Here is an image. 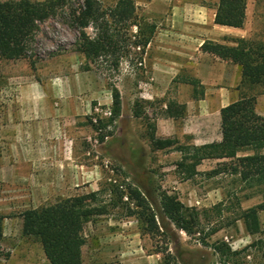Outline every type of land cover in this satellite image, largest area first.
Listing matches in <instances>:
<instances>
[{"label": "rangeland", "instance_id": "rangeland-1", "mask_svg": "<svg viewBox=\"0 0 264 264\" xmlns=\"http://www.w3.org/2000/svg\"><path fill=\"white\" fill-rule=\"evenodd\" d=\"M66 1L55 16L39 25L27 58L0 60V125L4 127V132L0 129V140L5 143L13 132L10 128L16 116L12 112L19 89L33 84L46 97L45 107H39L43 113L40 120L52 132L50 139L63 144L53 161L38 163L34 177L24 169L0 181V215L4 217L0 264H47L40 244L22 235L20 215L95 192H99L95 206L105 207L106 214L93 218L83 229V264H218V256L200 245L198 235L187 237L171 225L150 232L146 222H140L134 214L141 212L126 194L122 200L116 195V189L126 193L127 183L145 195L159 227V195L166 193L202 212V235H209L205 239L208 245L223 242L238 252L264 239L247 235L242 222L235 221L239 208L245 210L264 202V194L245 198L251 191L241 189L233 178L223 173L208 178L206 174L218 169L221 161L201 162L196 168L198 174L189 180H184V173L176 168L182 157L177 147L189 143L182 133L190 123L188 112L172 121L163 111L170 101L186 106L192 88L153 79L152 62L171 60L156 50L166 48V38L155 39L156 32L168 29L167 15L150 16L146 13L149 0H134L137 16L156 26L152 46L145 49L141 65L134 56L130 58L133 65L123 61L117 73L94 68L85 71L84 59L75 51L77 32L70 25L71 11L79 7L81 0ZM99 1L109 7L117 0ZM201 1L207 5L215 2ZM256 2L247 0L242 29L249 33L245 39L264 41V6L258 9ZM132 31L135 33V29ZM230 39L235 38L225 37L228 43ZM179 77H191V70H182ZM109 85L116 87L121 97V114L115 122L109 121ZM252 92L257 95L256 110L264 115V87ZM134 111L140 116L135 118ZM147 123L155 126V137L161 142L158 149L146 139ZM231 193L240 199L238 206ZM259 219L264 229V212ZM227 264H264V249L249 248Z\"/></svg>", "mask_w": 264, "mask_h": 264}, {"label": "trees", "instance_id": "trees-1", "mask_svg": "<svg viewBox=\"0 0 264 264\" xmlns=\"http://www.w3.org/2000/svg\"><path fill=\"white\" fill-rule=\"evenodd\" d=\"M247 0H217L214 24L217 26L242 29L246 21ZM67 4L66 0H7L0 1V60L17 61L27 58L30 45L39 25L56 15L58 8ZM70 25L77 32L75 51L84 59V70L119 72L123 61L133 65L131 57L141 65L142 55L150 44L156 26L136 14L134 0H117L113 6L103 7L99 0H81L79 7L70 14ZM132 29H135L133 33ZM232 45L205 41L201 51L238 66L240 71V98L220 110L221 140L202 146L179 145L181 160L177 170L184 173V180L198 174L196 168L205 160L221 161L218 169L206 174L208 178L225 174L241 189L251 193L245 198L264 194V117L255 111L256 87H264V41L252 39H230ZM136 51H139L137 53ZM174 79L172 83H176ZM192 87L193 99L203 97L197 80L185 78L180 81ZM111 93L110 122H115L121 114V97L118 89L109 85ZM185 112V105L170 101L163 114L173 121L179 120ZM135 118L139 113L134 111ZM101 123V122H100ZM146 139L154 149L161 147L155 137V126L147 123ZM126 193L116 189L122 200L128 201L140 210L137 218L145 221L149 231L158 232L173 226L187 237L200 236V245L210 248L218 256V264H227L241 252L249 248L264 249V239L250 244L241 251H232L225 243L208 245L202 235V212L183 205L176 196L161 193L158 207L160 227L156 215L145 195L127 183ZM99 192L60 200L52 205L24 211L22 235L35 239L41 246L47 264H83L82 248L86 243L83 236L85 225L97 216L106 214L105 207L95 206ZM239 205L238 198L231 193ZM216 207L215 209H217ZM264 212V202L241 210L235 221H241L249 236H264L259 214ZM3 221L0 215V254L2 253ZM212 231L211 234H214ZM180 264H185L179 261Z\"/></svg>", "mask_w": 264, "mask_h": 264}, {"label": "crops", "instance_id": "crops-1", "mask_svg": "<svg viewBox=\"0 0 264 264\" xmlns=\"http://www.w3.org/2000/svg\"><path fill=\"white\" fill-rule=\"evenodd\" d=\"M216 4L217 0L211 5L204 4L201 0H149L146 5V13L150 16L167 15L168 25V29L156 32L155 39L166 38V48L158 47L156 50L163 52L171 60L158 59L152 62L153 79L156 82L191 87L180 83L186 77H179L180 72L188 68L191 70V77L187 78L197 80L202 88L201 99L195 100L191 95V99L186 102L188 108L185 110L188 112L190 122L182 132L189 141L186 145L202 146L220 142V110L240 98L238 66L201 51V45L205 41L232 45L226 42L225 37L233 36L240 39L247 37V29L214 24ZM255 5L261 9L264 0H257ZM149 45L150 49L152 45ZM174 79H177L176 83H172ZM15 100L17 104L12 114L16 116V121H12L10 128L15 134L10 132L5 143L0 140V146H4V151L3 146L0 150V181L3 178L7 180L10 174L19 175L18 170L24 169L34 177L38 163L53 161V156L59 154L63 146L61 140L50 139L52 132L50 134L44 122L40 120L43 113L41 114L39 107L41 105L45 107L46 103V97L40 90L33 84L25 85L19 89ZM72 106L76 108V102ZM255 111L264 117L256 108ZM0 129L4 132L2 125Z\"/></svg>", "mask_w": 264, "mask_h": 264}]
</instances>
